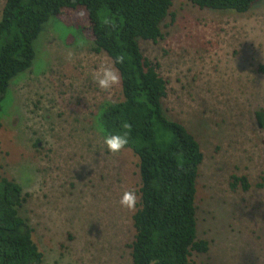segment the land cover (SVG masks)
I'll list each match as a JSON object with an SVG mask.
<instances>
[{"label":"rangeland","instance_id":"obj_1","mask_svg":"<svg viewBox=\"0 0 264 264\" xmlns=\"http://www.w3.org/2000/svg\"><path fill=\"white\" fill-rule=\"evenodd\" d=\"M170 12L163 37L140 48L166 82L167 116L203 154L195 205L197 238L208 250L190 259L264 264V129L255 118L264 112V0L243 14L174 0ZM75 18L83 14L60 19ZM76 33L50 17L34 41L33 65L10 82L1 102L0 176L22 188L19 215L41 264H130L138 195L132 208L119 201L138 190L137 159L127 149L108 151L95 121L102 103L121 97L120 83L96 85L98 70L114 67ZM233 175L246 176L250 188H231Z\"/></svg>","mask_w":264,"mask_h":264},{"label":"trees","instance_id":"obj_2","mask_svg":"<svg viewBox=\"0 0 264 264\" xmlns=\"http://www.w3.org/2000/svg\"><path fill=\"white\" fill-rule=\"evenodd\" d=\"M186 1L199 9L243 14L261 0ZM173 2L4 0L0 10V115L6 111L1 110V102L5 95L9 97L10 82L33 65L34 41L50 17L73 26L76 34L91 42L93 52L104 53L117 71L121 97L102 103L95 121L106 133L126 135L123 149L137 159L138 202L131 216L130 264H193V253L208 250V243L197 238L200 144L181 122L167 116L166 82L159 65L140 48L141 41L154 43L163 37L162 25ZM66 12L83 14V21L75 18L67 23L60 19ZM255 118L264 129V112L256 111ZM230 186L250 188L244 175H233ZM24 201L21 186L0 176V264L42 262L32 230L19 215Z\"/></svg>","mask_w":264,"mask_h":264},{"label":"clouds","instance_id":"obj_3","mask_svg":"<svg viewBox=\"0 0 264 264\" xmlns=\"http://www.w3.org/2000/svg\"><path fill=\"white\" fill-rule=\"evenodd\" d=\"M96 85L101 89H108L112 85L116 84L119 80L117 71L112 67H102L98 70L97 75L94 77ZM103 134L104 144L110 152H117L121 150L127 143L128 139L126 135H120L115 133H106L104 128L100 126L98 128ZM135 190H128L123 192L120 198L121 206L132 208L136 203Z\"/></svg>","mask_w":264,"mask_h":264}]
</instances>
